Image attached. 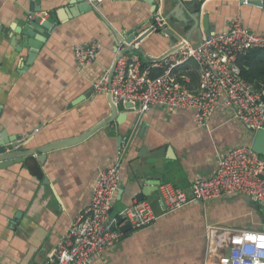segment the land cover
I'll use <instances>...</instances> for the list:
<instances>
[{
  "label": "crops",
  "instance_id": "obj_1",
  "mask_svg": "<svg viewBox=\"0 0 264 264\" xmlns=\"http://www.w3.org/2000/svg\"><path fill=\"white\" fill-rule=\"evenodd\" d=\"M72 1L0 0V140L17 138L24 148H37L78 136L103 120L110 114L108 93L96 92L93 85L104 75L108 78L116 56L115 40L106 23L120 34H141L156 14L165 16L176 3L160 0L154 9L146 0H103L97 9L71 17ZM196 2L202 16L207 15L211 32L225 29L229 18L239 16L247 28L264 33L261 6L240 0ZM194 5L191 8H197ZM30 12H35L39 22L57 23L35 57L24 47L18 50L21 34L15 30L25 24ZM42 12L44 18L38 16ZM177 23L171 17L167 26L192 43L204 32L200 25L188 33L190 23L180 29ZM91 40L100 49L94 62L83 68L73 49L77 43ZM136 45L158 58L173 43L156 30ZM141 58L142 63L156 62ZM176 75L196 87L199 77L194 62ZM117 106L126 113L121 124L113 122L79 143L49 151L44 163L33 155L0 168V264L51 260L58 244L67 238L70 224L89 205L99 171L113 162L120 163L121 178L111 216L136 200L138 181L159 180L189 189L197 177L214 172L219 153L252 142L251 132L223 104L203 127L196 126L190 110L170 112L152 106L139 112L127 109L124 103ZM161 149L160 156L149 158ZM158 185L146 199L158 195ZM213 224L260 229L264 227V207L242 194L191 201L147 226L122 230L125 236L103 250L94 264H215L207 232Z\"/></svg>",
  "mask_w": 264,
  "mask_h": 264
},
{
  "label": "built area",
  "instance_id": "obj_2",
  "mask_svg": "<svg viewBox=\"0 0 264 264\" xmlns=\"http://www.w3.org/2000/svg\"><path fill=\"white\" fill-rule=\"evenodd\" d=\"M102 1L87 0L96 9ZM34 16L35 12H30L28 18L32 20ZM154 22L163 25V15L156 14ZM227 23L223 30L209 35L202 33L196 45L180 38L177 49L153 63H142L141 56L135 53L121 54L110 84L104 75L94 83V90L109 93L114 104H130L127 109L139 112L152 106L165 107L170 112L190 110L198 127L206 126L216 107L223 104L231 108L234 118L244 128L264 130L263 91L242 79L235 64L236 58L248 50L264 48V33L247 28L239 16L230 18ZM99 49L96 40L77 43L73 49L77 64L84 68L93 63ZM188 61L197 66L199 81L194 88L176 75L179 67ZM152 68H160L162 72L152 76ZM252 165H255L254 175L251 174ZM120 178L119 162L99 171L89 205L70 224L67 238L58 244L55 256L42 264H94L103 250L125 236L120 228L122 224L139 229L158 218L148 199L134 200L110 215ZM235 194L247 196L264 207V156L250 147L242 146L220 154L214 172L210 176L197 177L189 189L171 182L160 183L158 196L162 213L159 216L174 213L191 201ZM119 220H122L121 225H117ZM112 224L115 229L111 228ZM207 232L209 246L215 252V264H264L263 228L254 230L213 224Z\"/></svg>",
  "mask_w": 264,
  "mask_h": 264
},
{
  "label": "water",
  "instance_id": "obj_3",
  "mask_svg": "<svg viewBox=\"0 0 264 264\" xmlns=\"http://www.w3.org/2000/svg\"><path fill=\"white\" fill-rule=\"evenodd\" d=\"M146 1L150 5H153L154 9L157 8L159 4H161L160 0H146ZM72 3L75 5V7H73V10H70L72 13L71 17L76 16L84 11L95 10L94 7L87 2V0H75L72 1ZM248 3L261 6L264 9V0H248ZM191 4L196 5V2L190 0H176L174 7L171 8L167 14H165L164 16L165 19L169 20L171 17L175 18V20L178 22L177 24H179L176 26L177 29L182 28L183 24L190 23L191 27L188 30V33H192L197 28L198 25H201L205 31V34L208 35L210 33V28H209V21L207 15L201 16L200 11L198 9V5H196L197 8H191L192 7ZM45 15L46 13L42 12L39 17L42 18ZM56 26H57L56 22L52 23L49 20H42V22H39L38 18L37 19L34 18L32 20L27 19V21L25 22V24H23V26H20V28L15 29L17 33L21 34V39L19 40V43L21 45L20 48H18V50H21L22 47H24L29 51L27 53L29 56L35 57L36 54H38V52L40 51V49L43 47L45 41L47 40L49 35L53 32ZM106 26L108 27V31L112 34L115 40L114 50L116 55L108 73L109 84L111 82V76L117 58L121 54L138 53L143 58H145L146 61H159L163 59L167 54H169L170 52H172L177 48V45L172 46L164 54H162L158 58H155L146 54L142 46L136 45V43L140 42L145 36H147L148 33L156 30H159L162 35L169 38L173 44H175L178 41L179 39L178 31L174 29L171 30L163 25L159 26L157 22L154 21H152L151 26L141 34H137L136 32L129 34L127 33L120 34L116 32L115 29L108 26L107 23ZM120 44H123V46L120 47ZM107 98L110 103V114L105 118H103V120H101L100 122L96 123L89 129H87L82 134L75 136L73 138L54 141L37 148H24L22 142L17 138H6L4 140H0V168L8 167L14 163L24 162L26 157L33 155L36 156L39 163H44L46 159V155L49 151L79 143L85 140L86 138H88L90 135H92L95 131H97L101 127L111 124L113 122L121 124L126 117V113L124 111H120L118 109V106L110 100L109 93ZM129 105H125V106L129 107ZM248 130L249 132H251V136L253 135L251 142L252 150L264 156V130L258 129L254 131L252 128ZM118 141L119 142L121 141V136H119ZM162 151L163 150L161 149L157 152H152L148 156L149 158L158 157L160 156L159 153H162ZM165 151L166 149L164 150V152ZM141 153L144 154V149L141 151ZM146 169L147 167L144 168L145 171ZM138 183H139L140 191L134 195L135 196L134 198H136V200L139 201L146 199L147 195L149 196L151 195V192L156 191L157 185L160 183V181L157 180L156 183L138 181ZM148 185L149 186L153 185V188H149ZM161 203L162 202L159 199L158 195L150 200L151 208L156 216H159L162 213ZM121 223L122 220H119L117 222V225L119 224L121 225ZM111 228L115 229V225L112 224ZM120 228L126 232L130 230V226L127 223L122 224Z\"/></svg>",
  "mask_w": 264,
  "mask_h": 264
},
{
  "label": "trees",
  "instance_id": "obj_4",
  "mask_svg": "<svg viewBox=\"0 0 264 264\" xmlns=\"http://www.w3.org/2000/svg\"><path fill=\"white\" fill-rule=\"evenodd\" d=\"M189 63L190 62L180 66L179 69H185ZM235 64L239 69V76L242 79L251 84L256 90L264 91V48H252L248 50L245 54L236 58ZM161 72L162 69L160 68L151 69L152 76ZM197 81H199V78ZM188 84H190V81ZM197 84L198 82L195 83V86Z\"/></svg>",
  "mask_w": 264,
  "mask_h": 264
},
{
  "label": "rangeland",
  "instance_id": "obj_5",
  "mask_svg": "<svg viewBox=\"0 0 264 264\" xmlns=\"http://www.w3.org/2000/svg\"><path fill=\"white\" fill-rule=\"evenodd\" d=\"M190 1H194V2H196V1H199V0H190ZM242 3H244V0H240ZM197 3V2H196ZM198 4V3H197ZM245 4H250V3H248V0H247V3H245ZM199 11H200V14H201V10L199 9ZM201 16H202V14H201ZM204 16V15H203ZM233 17H235V16H233ZM163 18H164V24H163V26H165V27H167L168 28V20H166L165 19V17L163 16ZM232 18V17H231ZM230 19V18H229ZM228 19V20H229ZM228 20H227V22H228ZM154 21V20H153ZM228 24V23H227ZM227 24H226V28H227ZM200 27V25H198L197 26V28H199ZM196 28V29H197ZM202 29H203V27H202ZM204 30V29H203ZM213 32V31H212ZM203 33H205V31L203 32ZM210 33H211V31H210ZM209 33V34H210ZM208 34V35H209ZM179 36V39H180V35H178ZM181 36H183V34H181ZM181 38H186V37H181ZM179 39H178V41H179ZM187 40H188V42L191 44V45H196L197 43H192L191 41H190V39L189 38H186ZM178 41L175 43V44H173V46H175V45H177V43H178ZM177 49V48H176ZM188 62H191V61H188ZM187 62V63H188ZM263 93H264V91H263ZM262 98H263V95H262ZM264 100V99H263ZM250 128H252V127H250ZM249 128V129H250ZM254 131H255V129L254 128H252ZM252 138H253V135H252ZM238 147H242V146H237V147H232L230 150H232V149H234V148H238ZM246 147H250L251 148V144H249V145H247ZM252 149V148H251ZM230 150H228V151H225L224 153H226V152H229ZM223 152H221V153H219V155L220 154H224ZM219 157V156H218ZM218 159V158H217ZM217 161V160H216ZM252 167V171H251V174L252 175H254L255 174V165H252L251 166ZM253 178H255V177H253ZM254 184H255V179H254ZM144 200V199H143ZM139 201H142V200H139ZM264 228V227H263Z\"/></svg>",
  "mask_w": 264,
  "mask_h": 264
}]
</instances>
